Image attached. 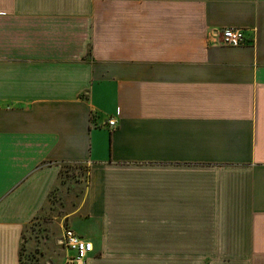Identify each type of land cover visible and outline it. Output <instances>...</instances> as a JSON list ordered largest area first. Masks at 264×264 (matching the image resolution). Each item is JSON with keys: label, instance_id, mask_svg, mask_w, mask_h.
<instances>
[{"label": "crops", "instance_id": "crops-1", "mask_svg": "<svg viewBox=\"0 0 264 264\" xmlns=\"http://www.w3.org/2000/svg\"><path fill=\"white\" fill-rule=\"evenodd\" d=\"M67 166L88 264H264V0H0V264Z\"/></svg>", "mask_w": 264, "mask_h": 264}, {"label": "rangeland", "instance_id": "rangeland-1", "mask_svg": "<svg viewBox=\"0 0 264 264\" xmlns=\"http://www.w3.org/2000/svg\"><path fill=\"white\" fill-rule=\"evenodd\" d=\"M86 168L83 166H67L62 177L66 183L58 191L52 193L44 211L30 225L25 234L22 250V264H64L68 255L62 245L64 228H71V219L66 215L77 208L85 213L84 192L86 189ZM181 251L176 250V255ZM178 257V256H176ZM177 258L175 264H182ZM143 264H149L146 256Z\"/></svg>", "mask_w": 264, "mask_h": 264}, {"label": "built area", "instance_id": "built-area-1", "mask_svg": "<svg viewBox=\"0 0 264 264\" xmlns=\"http://www.w3.org/2000/svg\"><path fill=\"white\" fill-rule=\"evenodd\" d=\"M221 44L231 47L243 46L246 44L244 31L238 28L223 30ZM108 123L112 128L117 125L115 120H110ZM62 245L70 253L65 264H88L90 256L95 251L93 242L83 238L71 228L64 230Z\"/></svg>", "mask_w": 264, "mask_h": 264}, {"label": "trees", "instance_id": "trees-1", "mask_svg": "<svg viewBox=\"0 0 264 264\" xmlns=\"http://www.w3.org/2000/svg\"><path fill=\"white\" fill-rule=\"evenodd\" d=\"M21 256H22V253H21ZM22 259V258H21Z\"/></svg>", "mask_w": 264, "mask_h": 264}]
</instances>
